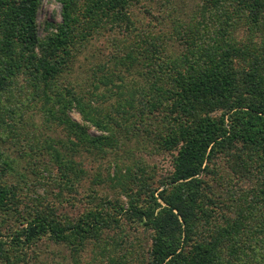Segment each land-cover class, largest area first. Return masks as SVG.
Wrapping results in <instances>:
<instances>
[{
	"label": "trees",
	"instance_id": "obj_1",
	"mask_svg": "<svg viewBox=\"0 0 264 264\" xmlns=\"http://www.w3.org/2000/svg\"><path fill=\"white\" fill-rule=\"evenodd\" d=\"M131 1L61 0L62 20L42 39V0H0V100L21 88L19 94L40 101L47 119L74 133L78 141L71 142L85 150L124 148L123 126L134 130L136 116L141 125L143 115L151 114L164 120L156 140L173 158V170L159 186L141 179L145 172L137 183L132 180L137 189L126 190L128 207L94 197V205L71 221L49 202L22 211L12 245L1 237L0 226V258L29 264L26 253L15 250L31 248L45 236L77 251L124 217L148 232L149 244L138 238L130 246L146 250L143 264H264V0H201L191 21L172 22L183 46L179 54H170L169 37L139 34ZM102 29L121 38L117 52L98 64L93 77L91 96H103L111 105L104 113L64 84L78 54ZM73 107L106 134L91 136L68 114ZM219 155L242 181L260 174L256 189L244 191L228 213H213L207 191L205 176ZM52 157L66 184L81 182L86 171L77 161L58 149ZM4 166L11 167L8 159ZM4 174L0 171V213L18 200L2 181Z\"/></svg>",
	"mask_w": 264,
	"mask_h": 264
},
{
	"label": "rangeland",
	"instance_id": "obj_2",
	"mask_svg": "<svg viewBox=\"0 0 264 264\" xmlns=\"http://www.w3.org/2000/svg\"><path fill=\"white\" fill-rule=\"evenodd\" d=\"M200 2L201 0H132L131 17L137 23L139 34L169 37L170 54H179L183 46L173 23L175 20L191 21ZM61 10V0H42L38 12V31L42 39L56 31L55 26L62 20ZM246 31L241 27L240 35L245 36ZM117 33L102 29L78 54L73 70L64 75L65 85H72L81 99L94 103L103 113L109 110L110 103L103 96L96 93L91 96L90 93L94 89L92 82L98 64L117 52L116 45L121 39ZM20 89H13L12 93L16 92L13 98L4 95L0 100V171H5L2 181L11 186L18 198L17 201H12L9 210L0 213L1 237L7 245H12L15 241L13 234L20 227L18 214L32 211L33 206L39 202H49L59 207L63 220L71 221L94 205V197H106L128 207L126 190H131L132 187L137 189L132 180L137 183L140 181L139 175L145 172L141 179L149 182L152 187H157L161 179L173 170L171 152L161 150L156 140L158 134H162L164 120L157 122L155 116L144 114L145 122L139 125L140 120L136 116L138 128L132 130L123 126L121 129L120 140L123 139L124 148L112 151L96 148L85 150L71 142L78 141L74 133L47 119L40 101L31 100L24 92L19 94ZM116 99L117 96H114L111 101ZM68 114L83 124L91 136L106 134L85 121L77 107L71 108ZM120 116L121 113L115 114L117 120L121 119ZM156 127L159 129L156 130ZM127 129L131 130L124 134ZM54 149L61 151L67 159L73 158L78 167L86 171L80 183L72 186L61 179L59 167L52 157ZM5 159H8L11 167L4 166ZM143 165L146 170H142ZM210 166L211 170L205 178L208 182V195L212 198L210 207L213 213H228L244 191L251 193L256 189V177L260 174L252 176L253 181L238 179L230 171L224 155H219ZM130 168L133 174L131 178ZM17 203L20 205L18 213L14 212ZM109 207L114 212V206ZM147 234L142 227H137L123 217L121 224L104 228L99 241H90L77 251L70 244L45 236L31 248H17L15 253L22 255L25 252L29 264H143L146 250L137 251L130 249V246L138 238H141L144 245L149 244ZM121 239L123 244L113 241ZM14 259L16 261L15 256ZM0 264H5L1 258Z\"/></svg>",
	"mask_w": 264,
	"mask_h": 264
}]
</instances>
